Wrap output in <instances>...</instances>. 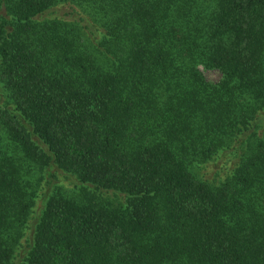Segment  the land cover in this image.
<instances>
[{
	"label": "trees",
	"instance_id": "1",
	"mask_svg": "<svg viewBox=\"0 0 264 264\" xmlns=\"http://www.w3.org/2000/svg\"><path fill=\"white\" fill-rule=\"evenodd\" d=\"M0 88V264H264V0H0Z\"/></svg>",
	"mask_w": 264,
	"mask_h": 264
},
{
	"label": "rangeland",
	"instance_id": "2",
	"mask_svg": "<svg viewBox=\"0 0 264 264\" xmlns=\"http://www.w3.org/2000/svg\"><path fill=\"white\" fill-rule=\"evenodd\" d=\"M202 75L204 76V78L208 81H216L219 78V73L218 71L214 70V69H202L200 68ZM0 93H1V88H0ZM0 101L2 102L1 105H4V100L0 94ZM227 158V157H226ZM224 165H227L225 158H218L217 160L215 159L213 162L208 163L203 170L200 171L201 175L203 176V178L208 179V180H216L218 178H220V175L223 174V169L222 167ZM108 198H113L116 200H120V198L111 196V194L108 195ZM38 206V205H37ZM38 208V207H37Z\"/></svg>",
	"mask_w": 264,
	"mask_h": 264
}]
</instances>
